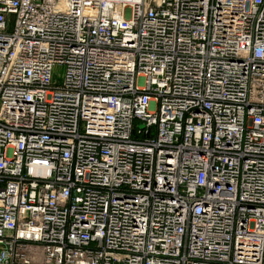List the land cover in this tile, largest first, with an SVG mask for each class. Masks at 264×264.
<instances>
[{
    "label": "built area",
    "instance_id": "built-area-1",
    "mask_svg": "<svg viewBox=\"0 0 264 264\" xmlns=\"http://www.w3.org/2000/svg\"><path fill=\"white\" fill-rule=\"evenodd\" d=\"M0 264H264V0H0Z\"/></svg>",
    "mask_w": 264,
    "mask_h": 264
},
{
    "label": "rangeland",
    "instance_id": "rangeland-1",
    "mask_svg": "<svg viewBox=\"0 0 264 264\" xmlns=\"http://www.w3.org/2000/svg\"><path fill=\"white\" fill-rule=\"evenodd\" d=\"M62 72H63V67L56 66L54 70V79H59V76H61Z\"/></svg>",
    "mask_w": 264,
    "mask_h": 264
}]
</instances>
